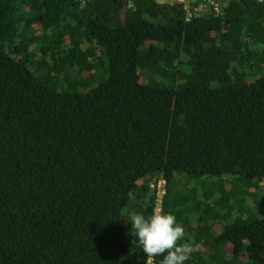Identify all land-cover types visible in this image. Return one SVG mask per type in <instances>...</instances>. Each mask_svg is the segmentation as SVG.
Listing matches in <instances>:
<instances>
[{"label":"trees","instance_id":"trees-1","mask_svg":"<svg viewBox=\"0 0 264 264\" xmlns=\"http://www.w3.org/2000/svg\"><path fill=\"white\" fill-rule=\"evenodd\" d=\"M218 4L0 0V264H146L158 188L186 264H264V0Z\"/></svg>","mask_w":264,"mask_h":264},{"label":"clouds","instance_id":"clouds-1","mask_svg":"<svg viewBox=\"0 0 264 264\" xmlns=\"http://www.w3.org/2000/svg\"><path fill=\"white\" fill-rule=\"evenodd\" d=\"M179 119L182 121L183 115ZM130 224L131 243L142 249L146 264H156L157 257H161L159 264H186L202 247L200 243L189 242L183 225L174 214L163 209L156 211L155 207L149 216L133 213Z\"/></svg>","mask_w":264,"mask_h":264},{"label":"built area","instance_id":"built-area-1","mask_svg":"<svg viewBox=\"0 0 264 264\" xmlns=\"http://www.w3.org/2000/svg\"><path fill=\"white\" fill-rule=\"evenodd\" d=\"M258 1L263 2V0ZM218 2L219 0H164L163 3H167L169 5H184V8L188 13V18H192L198 13L209 10L215 15H218L220 12ZM190 6H192V9L190 8L191 10L188 9ZM160 186L161 184H159V187ZM161 191V188H158L156 211L161 209V197L163 195V192Z\"/></svg>","mask_w":264,"mask_h":264},{"label":"rangeland","instance_id":"rangeland-1","mask_svg":"<svg viewBox=\"0 0 264 264\" xmlns=\"http://www.w3.org/2000/svg\"><path fill=\"white\" fill-rule=\"evenodd\" d=\"M158 1H159L160 3H161V2H164V0H158Z\"/></svg>","mask_w":264,"mask_h":264}]
</instances>
